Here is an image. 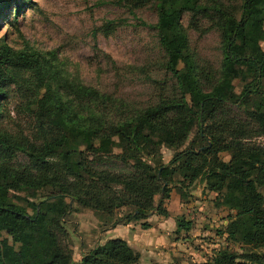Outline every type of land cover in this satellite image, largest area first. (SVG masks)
Listing matches in <instances>:
<instances>
[{
	"label": "trees",
	"instance_id": "16d2710c",
	"mask_svg": "<svg viewBox=\"0 0 264 264\" xmlns=\"http://www.w3.org/2000/svg\"><path fill=\"white\" fill-rule=\"evenodd\" d=\"M19 1L0 0V12L12 3L16 14ZM112 2L130 13L153 4L161 67L174 88L158 91L141 108L121 111L109 95L69 79L26 43L13 49L0 37V106L11 85L25 88L33 95L27 104L35 121L31 135L0 124V188L46 191L36 203L26 201L32 213L0 196V264H136L139 253L120 237L69 260L56 234L63 233L61 220L70 204L93 211L105 228L142 219L146 228L144 219L152 212L167 217L161 201L169 184L194 180L233 211L224 233L245 246L241 253L219 248L198 264H264V194L247 199L238 193L240 187H264V143L252 141L264 137V0ZM184 13L190 27L204 20L206 29L218 31L223 44L218 71L194 62L181 24ZM258 42L263 47L253 46ZM235 79L241 83L238 93ZM111 137L123 143L118 153L106 142ZM159 146L174 151L166 163ZM228 151L229 160L221 163L218 153ZM17 153L25 161L14 165ZM175 226L186 230L189 223L177 218ZM22 237V249H5L7 238Z\"/></svg>",
	"mask_w": 264,
	"mask_h": 264
},
{
	"label": "rangeland",
	"instance_id": "374dc122",
	"mask_svg": "<svg viewBox=\"0 0 264 264\" xmlns=\"http://www.w3.org/2000/svg\"><path fill=\"white\" fill-rule=\"evenodd\" d=\"M18 4L16 14H12V3L0 12V37L13 49H20L26 43L69 79L109 95L119 110L141 108L154 101L158 91L169 92L174 88V80L161 67L163 54L153 28L156 18L153 4L133 13L112 0H30L29 4L20 0ZM189 17L188 13L181 16L188 51L198 66L218 71L223 45L218 31L206 29L204 20L192 28L188 25ZM256 45L263 47L262 42L253 46ZM234 66L238 72L242 70V65ZM24 76L28 78L29 74ZM232 84L233 91L238 93L240 81L235 79ZM8 89L6 101L0 106V124L9 131L31 135L35 121L27 101L33 95L29 96L25 88L16 90L13 85ZM192 135L193 130L187 140ZM252 141L261 144L264 137ZM106 142L112 153H118L123 144L116 137ZM159 151L163 163L174 153L163 146H159ZM230 155L231 151L218 153L219 161L226 162ZM24 161L25 157L17 153L12 162L16 165ZM45 192L38 189L30 194L27 190L0 188V196L5 195L27 213H32V209L26 201L36 203ZM256 192L264 194V187L255 191L247 187L238 189L247 199H253ZM217 195L207 190L203 181H174L169 184L168 197L161 201L168 220L152 212L144 219L148 223L146 228L140 225L142 219L116 225L110 232L107 230L111 228H105L93 211L71 203L61 220L63 233L56 234L57 240L68 251L71 261H77L89 249L114 235L126 240L139 253L136 264H198L223 247L241 253L245 246L226 238L224 233L233 211L220 205ZM157 198L155 195L154 203ZM177 218L187 221L189 228L176 231ZM24 239L12 242L7 238L5 249H22Z\"/></svg>",
	"mask_w": 264,
	"mask_h": 264
},
{
	"label": "crops",
	"instance_id": "0c3cea01",
	"mask_svg": "<svg viewBox=\"0 0 264 264\" xmlns=\"http://www.w3.org/2000/svg\"><path fill=\"white\" fill-rule=\"evenodd\" d=\"M168 218H169V216L166 217L165 219L168 220ZM163 219H164V218H163ZM165 219H164V220H165ZM164 220H163V221H164ZM166 220H165V221H166ZM117 225H119V224H117ZM120 225H122V224H120ZM116 227H117V226L115 225L114 227L111 228V230L109 229V230H107V231L110 232V231L114 230ZM112 237H116V236H115V235H114V236H108V238H112Z\"/></svg>",
	"mask_w": 264,
	"mask_h": 264
}]
</instances>
